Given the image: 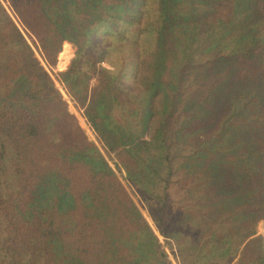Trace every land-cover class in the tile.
<instances>
[{"label":"trees","instance_id":"16d2710c","mask_svg":"<svg viewBox=\"0 0 264 264\" xmlns=\"http://www.w3.org/2000/svg\"><path fill=\"white\" fill-rule=\"evenodd\" d=\"M262 219L264 0H0V264H264Z\"/></svg>","mask_w":264,"mask_h":264},{"label":"rangeland","instance_id":"374dc122","mask_svg":"<svg viewBox=\"0 0 264 264\" xmlns=\"http://www.w3.org/2000/svg\"><path fill=\"white\" fill-rule=\"evenodd\" d=\"M69 43H70V42H69ZM70 45H71V43H70ZM71 49H72V55H73V47H72V45H71ZM71 57H72V56H71ZM58 70H61V69H57L56 67L54 68V71H58ZM52 76L54 77V81H55L56 86H57V87L59 88V90L62 92L64 98L69 102V105H70L71 110L77 115L78 119L80 120V118H79V116H78V114H77V113H79V114L81 115L80 111H78V110L73 106V103L71 102L69 96L65 93V91H64V89H63L61 83L55 78L54 74H52ZM60 86H61V87H60ZM193 86H194V83L189 84V82H186L185 85H184V88H183V95H184V96H187V95H191V94H193V93H194ZM66 96H67V97H66ZM81 116H82V115H81ZM82 117H83V116H82ZM83 119H84V118H83ZM84 120H85V119H84ZM80 122H81V120H80ZM85 123H86V121H85ZM81 124H82L83 127L86 129L87 133L91 136V138H93V139L95 140L94 133L92 132V130L90 129V127L88 126V124L86 123V125H85V124H83L82 122H81ZM95 141H96V140H95ZM96 142H97V141H96ZM97 143H98V142H97ZM142 211H143V214H144V216L146 217V219L151 223L152 227L154 228V226H153V224H152V221H151L150 217L148 216L147 212H146L144 209H142ZM262 220H264V219H262ZM262 220H260L259 223H258V225H257V231H258L259 233H261V234L264 235V233L261 231V229H260V227H259V224H260V222H261ZM160 239H161V237H160ZM167 250H168V249H167ZM168 253H169V256H170V258H171L173 264H177L175 258L173 257V253H172L170 250H168Z\"/></svg>","mask_w":264,"mask_h":264},{"label":"water","instance_id":"95a60500","mask_svg":"<svg viewBox=\"0 0 264 264\" xmlns=\"http://www.w3.org/2000/svg\"><path fill=\"white\" fill-rule=\"evenodd\" d=\"M150 223V222H149ZM151 224V223H150ZM152 226V225H151Z\"/></svg>","mask_w":264,"mask_h":264}]
</instances>
